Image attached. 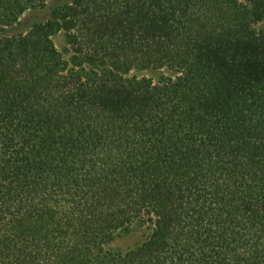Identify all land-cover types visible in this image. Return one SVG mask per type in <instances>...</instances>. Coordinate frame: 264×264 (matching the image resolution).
<instances>
[{"label": "trees", "instance_id": "16d2710c", "mask_svg": "<svg viewBox=\"0 0 264 264\" xmlns=\"http://www.w3.org/2000/svg\"><path fill=\"white\" fill-rule=\"evenodd\" d=\"M54 1L0 0V264H264V0Z\"/></svg>", "mask_w": 264, "mask_h": 264}, {"label": "rangeland", "instance_id": "374dc122", "mask_svg": "<svg viewBox=\"0 0 264 264\" xmlns=\"http://www.w3.org/2000/svg\"><path fill=\"white\" fill-rule=\"evenodd\" d=\"M70 0H56L54 1V3L52 5H50V7H48V9L41 11V12H37V13H31L28 14L24 21L23 24L20 28L21 31H26L34 22L36 21H41L44 20L45 18H47L49 10L51 9L52 6L54 5H63L68 3ZM260 28H264V24L260 27ZM56 44L57 47L61 50L63 49V47L65 46V40L63 36H58L56 39ZM137 236L132 238L131 241H129L130 243H134L135 241H137Z\"/></svg>", "mask_w": 264, "mask_h": 264}]
</instances>
